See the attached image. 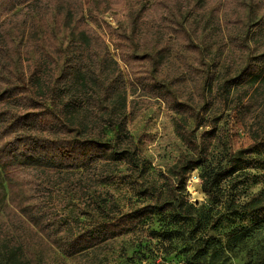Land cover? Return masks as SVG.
Returning a JSON list of instances; mask_svg holds the SVG:
<instances>
[{
	"label": "trees",
	"instance_id": "obj_1",
	"mask_svg": "<svg viewBox=\"0 0 264 264\" xmlns=\"http://www.w3.org/2000/svg\"><path fill=\"white\" fill-rule=\"evenodd\" d=\"M153 1L0 0V264H138L146 243H173L193 216L179 175L154 169L131 134L132 93L94 28L114 29L105 15L116 5L138 4L115 33L121 59L149 67L142 90L176 88L177 132L195 154L203 128L184 168L201 170L203 192L221 202L236 163L216 173L210 155V127L228 110L255 142L247 157L264 166V34L191 35L170 7L180 0ZM262 208L224 238L205 223L186 264H231L264 225ZM121 239L133 256L126 243L115 252Z\"/></svg>",
	"mask_w": 264,
	"mask_h": 264
},
{
	"label": "rangeland",
	"instance_id": "obj_2",
	"mask_svg": "<svg viewBox=\"0 0 264 264\" xmlns=\"http://www.w3.org/2000/svg\"><path fill=\"white\" fill-rule=\"evenodd\" d=\"M146 3L147 1L143 4ZM153 3V0H149V9ZM137 5L136 3L134 7L131 6L133 9H129L131 7L127 8L125 3H122L105 15V19L114 29L97 25L94 28L119 61L129 91L132 93L129 128L139 149L158 172L165 173L168 177L173 173L179 175V180L175 182V188L178 189L176 194L178 197L182 195L186 198V205L190 204L195 208L192 218H187L188 215H185L183 220L188 227L178 229L177 239H174L173 243L167 242L164 248L155 240L151 244L146 243L145 249L137 256L144 262L138 264H186V253L197 243L199 236L196 234L201 233L199 228L205 223H209L211 235L224 238L231 230L241 225L242 221L251 223V215L263 209L264 166L261 164L262 161H258L260 157L257 155L250 159L247 157L251 154L255 142L239 117L228 110L210 127H214L216 133V136L210 140L214 147L210 153L211 160L217 166L215 172L218 173L220 169L227 170L231 162L236 161L221 202L214 201L203 192L200 169L192 172L184 169L190 167L189 162L193 159L189 155L195 153L177 132L179 119L182 116L174 108L177 103L176 99L172 98V94L176 93V88L165 84L162 86L164 88L153 87L152 90L144 92L142 85H153L149 81L150 77L147 76L144 80L142 74L147 73L149 67L141 66L138 62H124L117 47L116 20L119 18L122 22L124 18H128V15H133ZM170 7L175 10L174 16L190 27L191 35L264 34V0H180L179 3H172ZM150 15L154 17L157 13L152 9ZM169 35L182 36L176 31H170ZM196 126L195 122L188 124L190 139ZM202 132L203 128L197 130L193 136L196 137L198 146L195 154L197 159L201 153L198 137ZM194 173L200 177L199 184L195 186L190 185ZM181 200L183 202V199L179 198L176 203L181 204ZM162 227L164 226L160 222L154 224V229ZM123 243L129 247L128 255L133 256L135 249L131 247V243L124 242V239H121L117 248ZM119 251L118 248L115 252ZM230 259L231 264H264V225L254 227L253 234L230 252ZM120 262L122 263L121 260Z\"/></svg>",
	"mask_w": 264,
	"mask_h": 264
},
{
	"label": "built area",
	"instance_id": "obj_3",
	"mask_svg": "<svg viewBox=\"0 0 264 264\" xmlns=\"http://www.w3.org/2000/svg\"><path fill=\"white\" fill-rule=\"evenodd\" d=\"M199 182H200L199 175L197 173H194L190 179V185L195 186V185L199 184Z\"/></svg>",
	"mask_w": 264,
	"mask_h": 264
}]
</instances>
